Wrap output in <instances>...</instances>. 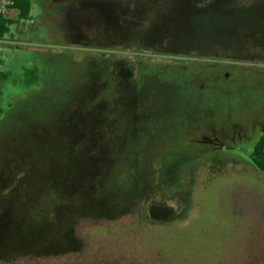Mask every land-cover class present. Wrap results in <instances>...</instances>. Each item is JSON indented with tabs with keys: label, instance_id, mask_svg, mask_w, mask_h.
Here are the masks:
<instances>
[{
	"label": "rangeland",
	"instance_id": "1",
	"mask_svg": "<svg viewBox=\"0 0 264 264\" xmlns=\"http://www.w3.org/2000/svg\"><path fill=\"white\" fill-rule=\"evenodd\" d=\"M30 1L31 15L41 13L37 27L24 33L19 24L0 39V244L29 241L40 227L44 237H61L65 251L45 264H75L73 235L91 241L84 252L105 251L119 264H264V173L245 163L214 164L212 173L179 126L188 115L193 122L195 111L217 107L216 98L205 106L189 97L184 77V66L201 61L191 53L204 52L152 50L156 19L143 25L140 17L153 0ZM240 1L250 17L223 24L219 38L201 31L188 37L257 57L238 64L242 72L230 83L217 84L230 93L215 108L219 114L248 104L264 112V0H215L210 7ZM7 3L0 0V12L15 18ZM184 4L164 3L156 15ZM165 28L157 34L167 35ZM137 35L144 36L139 49ZM33 66L42 74L35 88L23 73ZM211 71L202 66L192 75L211 84ZM126 191L130 210L122 222L92 219L117 210ZM78 213L94 217L74 219Z\"/></svg>",
	"mask_w": 264,
	"mask_h": 264
},
{
	"label": "flooded vegetation",
	"instance_id": "2",
	"mask_svg": "<svg viewBox=\"0 0 264 264\" xmlns=\"http://www.w3.org/2000/svg\"><path fill=\"white\" fill-rule=\"evenodd\" d=\"M191 1L194 0H187L188 4H184V8L179 12L174 13L170 9L165 11V14L160 13L158 15H156L157 8L159 6H164L162 4H175L181 2V0H153L151 5L153 10L152 12L155 13L154 19H156V24L154 27H152V33L154 36L152 35L153 39L151 42H149L152 50L161 49L165 51L179 49L185 51L195 50L204 52L203 54L191 53V55L198 57L202 62L200 61L195 65L188 64L184 66V77L189 86V97H196V101L199 104L205 106H207L210 100H214L215 98L218 102L217 107H213L210 110L200 109L195 111L194 114L196 115L193 118L195 122H189V119L187 118L189 117L188 115L185 117L184 122L179 124V126L185 130H188L192 134L190 143L199 148L201 154H203L205 158L203 165L209 164L212 173L217 171V169H214V164L219 166L230 165L231 168H236L240 164L245 163V166L248 168L252 169L253 167L256 169V167L253 165L256 157H254L253 154L255 150L264 143V112L260 113L254 111L252 109L254 107L250 104L243 108H239L238 111H235L234 108L231 107L223 114H219L215 108L218 109L219 106L222 107L223 104H226V102L230 101L228 100L230 94L229 91L217 86V84L220 83L222 85V83H230V80L234 76H238V74L242 72V69L239 67H241V64H244L243 62L252 63L256 61L254 59L257 57L253 56L250 50L247 53L238 52L236 55L234 52H232L235 50L231 51L226 46L197 45L193 44V38H188L195 37V33H198L199 31L204 33L207 37L219 38L222 35L221 31H223L221 28H226V26L223 24L230 21L233 22L234 19L236 22L243 21L240 19V16L248 18L251 16V13L250 11L232 12L230 8H223L213 11L211 10L213 7L210 6L214 4L215 0L195 1V8L197 9L190 11V13L188 12V9ZM209 7L210 11L208 12L207 10ZM220 13L227 14L226 20H223L218 16ZM230 14L234 15L235 17L231 16ZM227 19L230 20L227 21ZM159 25H166L165 31H168L170 28V32L167 35H158L157 31L159 29ZM219 25L223 26L220 27ZM181 39L183 40L181 41ZM260 50L264 51V49ZM221 52H227L226 59L219 57ZM263 54L264 53H260L262 56ZM257 61L261 60L258 59ZM226 64L231 65L232 67L229 69V71H224L222 68L223 66L224 68L227 67ZM238 64H240L239 67H237ZM202 66H205L206 68H212L213 71H211V73L213 76L211 84H207L208 81L204 82L202 76H199L200 73H195L192 75L193 68L194 70H198V68ZM214 68H217L216 70L218 71H215ZM222 71L225 73H221ZM197 81H201V83L197 86L198 89H195L194 84H196ZM261 85L264 87V76L262 77ZM207 86L209 87V90L206 88ZM211 87L212 89H218H216L217 91L215 92H211ZM5 192L0 194L3 195ZM127 193L129 192H125L124 203L122 200L121 204L116 207L117 210L107 209L105 213L96 217L90 216L88 213H78L73 215L74 219L90 216L94 217L92 219L97 220H107L111 222L119 220L122 222L126 212L130 210V206H126ZM139 198H141V195ZM143 201H145V199L142 200V203ZM155 208L156 207L151 208L150 211L155 212ZM55 217V222L53 220L54 226H51L54 227V231L58 229V226L55 224L58 218L57 216ZM142 221L143 219H141L139 222ZM34 229L37 231V236H32L31 239L29 238V241H22L20 238L16 237L10 241L6 248L3 247V244H0V264H45L46 258H58L59 255L65 252L62 250L63 242L61 237H55V235L54 239H51L52 237L49 235L44 237V233L40 234V227ZM71 242V253L75 254V257L77 258L76 260L74 259L75 264H96L99 261L95 262L94 260H98L99 258H105L104 261L102 260V264L120 263V261L119 263L109 261L108 259H111L112 257L105 251L96 252V254L98 253V256L91 255L86 251L85 253L82 249L86 246L88 247L91 241H81L78 237L73 235ZM122 258L123 257L120 255L119 260Z\"/></svg>",
	"mask_w": 264,
	"mask_h": 264
},
{
	"label": "trees",
	"instance_id": "3",
	"mask_svg": "<svg viewBox=\"0 0 264 264\" xmlns=\"http://www.w3.org/2000/svg\"><path fill=\"white\" fill-rule=\"evenodd\" d=\"M7 1L8 3L5 8L7 10L15 11L16 16L15 18H8L4 15L5 13L0 12V39L4 38L5 35H8L11 33V27L14 26L13 28H15L19 26V24L27 27V30L24 31V33L33 31L41 20L40 18L41 13L35 16L31 15V10H32L31 1L30 0H7ZM142 7L145 8L146 12H144V15H142V17H140L142 18L141 23L143 25H145L146 23L150 24V21L154 18L153 16L154 12H152L153 11L152 8L148 9L147 3H144ZM249 8L250 7H248V4L243 1H240L238 5L230 7V9H235V10H238L239 12L249 11L250 10ZM146 13L148 14L147 17H146ZM130 23L133 26L135 25L133 19ZM154 26L155 24L152 25V27ZM143 39H144V36L137 35V38L133 40L132 44L138 46L136 47V49H139L140 45L144 44ZM23 73H24L25 78L28 80V82H25L26 85L30 86L31 88H35L40 85L42 74L38 70V67L33 66L29 69L27 68L24 70ZM253 155L254 157H256V160H254L253 165L256 167L257 170L264 173V143L255 150Z\"/></svg>",
	"mask_w": 264,
	"mask_h": 264
}]
</instances>
